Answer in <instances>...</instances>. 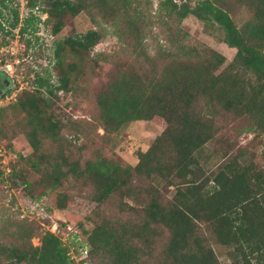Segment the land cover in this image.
I'll return each mask as SVG.
<instances>
[{"label": "trees", "instance_id": "obj_1", "mask_svg": "<svg viewBox=\"0 0 264 264\" xmlns=\"http://www.w3.org/2000/svg\"><path fill=\"white\" fill-rule=\"evenodd\" d=\"M26 1L23 36L39 29L35 10L47 14L44 24L55 35L85 12L113 25L135 58L115 60L116 69L90 91L86 83L103 59L95 48L104 29L54 40L50 67L29 70L33 86L0 106V142L11 148L21 133L32 147L6 177L24 184L31 198L54 193L59 209L69 206L72 191L96 202L87 243L89 259L100 264H221L220 255L231 264H264V162L249 157L246 146L211 150L238 122L240 132L264 139V0L160 1L159 18L180 24L192 14L220 29L236 49L228 64L210 45L186 41L181 27L171 30L173 46L150 56L139 0ZM0 3L6 10L0 8V17L17 28L19 10ZM237 6L247 13L240 22ZM61 92L72 96L64 109ZM81 103L92 105L90 118L65 112ZM9 114L15 124L4 127ZM153 119L163 131L139 150L135 165L103 152L110 134ZM39 230L35 220L13 222L7 240H0V264H77L50 229L34 245Z\"/></svg>", "mask_w": 264, "mask_h": 264}, {"label": "rangeland", "instance_id": "obj_2", "mask_svg": "<svg viewBox=\"0 0 264 264\" xmlns=\"http://www.w3.org/2000/svg\"><path fill=\"white\" fill-rule=\"evenodd\" d=\"M1 1V0H0ZM10 8H17L20 12V25L11 29L9 22L0 17V70H4L9 75L11 93L0 99V106H7L14 101L17 94L24 88L33 86V73L28 76L29 70L50 67L52 47L54 40L63 38L73 33H84L91 28H102L105 36L96 46L95 53L103 55L98 72H91L88 75L86 86L90 91L94 90L109 73L113 72L114 61L119 58L134 59L135 56L128 48L127 44L115 33V27L106 21L97 18L95 21L85 12H81L74 17L58 33L52 34L49 27L44 24L47 14L35 10L42 22L38 25L37 33L27 32L24 36L20 32V26L27 15L26 0H4ZM141 8L145 12L144 20V44L150 56L159 57L160 49L171 47L174 41L171 30L181 27L184 31L185 40L199 42L210 45L226 56L228 64L235 56L236 49L224 42L222 31L210 23L199 20L194 15H188L180 24L174 18H159V3L161 0H139ZM194 3V2H193ZM0 8H4L0 3ZM238 10L236 17L238 22L247 17L245 9ZM5 10V8H4ZM6 11V10H5ZM6 13V12H5ZM12 19L10 15L9 20ZM30 40V47L27 48V40ZM67 56L66 58H70ZM162 59V58H160ZM115 68V69H114ZM55 73V72H54ZM72 100L70 94L60 93L59 105L63 107L65 103ZM74 118L88 119L94 114L90 104L81 103L79 108L69 106L67 111ZM67 113V114H68ZM4 127L15 124L14 120L8 116L2 122ZM236 128H228V136L220 142L212 145L211 150L224 148L233 145L235 149L248 147L251 153L249 157H254L256 161L264 162V139L257 137L253 133L240 132L241 123L234 124ZM163 123L159 119L132 121L123 126L118 132L109 136L108 142L103 146V152L108 156L120 157L124 162L135 165L139 158V150L148 149L152 141L163 131ZM234 128V129H233ZM71 133L72 131L69 130ZM12 147L9 148L7 141L0 142V169L4 170V176L0 177V240L6 241L13 231V222L22 219L35 220L40 225L39 234L31 239L34 245H40V235L45 230H52L58 234L69 248L71 256L77 264H100L93 259H89V244L87 243V231L93 223L89 220L96 202L81 197L72 191L74 195L69 206L65 209L57 208L55 204V194L49 193L39 199L31 198L24 192V184H14L6 177L12 169L19 156H28L32 152V147L26 137L19 133L12 138ZM89 152V151H88ZM88 152H86L88 154ZM216 159V155L213 160ZM30 180L38 177L35 172L28 175ZM82 260L84 261L82 263ZM221 264H231L228 257L220 255Z\"/></svg>", "mask_w": 264, "mask_h": 264}, {"label": "flooded vegetation", "instance_id": "obj_3", "mask_svg": "<svg viewBox=\"0 0 264 264\" xmlns=\"http://www.w3.org/2000/svg\"><path fill=\"white\" fill-rule=\"evenodd\" d=\"M9 75L4 71L0 70V98L10 88Z\"/></svg>", "mask_w": 264, "mask_h": 264}]
</instances>
